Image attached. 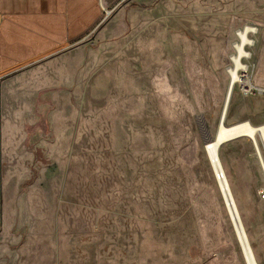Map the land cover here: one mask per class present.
I'll return each mask as SVG.
<instances>
[{"label": "rangeland", "instance_id": "1", "mask_svg": "<svg viewBox=\"0 0 264 264\" xmlns=\"http://www.w3.org/2000/svg\"><path fill=\"white\" fill-rule=\"evenodd\" d=\"M103 3L107 19L2 86L0 264H247L204 146L245 26L264 88V0ZM230 102L224 125H264V97L234 90ZM219 158L264 264L252 143L229 141Z\"/></svg>", "mask_w": 264, "mask_h": 264}, {"label": "crops", "instance_id": "2", "mask_svg": "<svg viewBox=\"0 0 264 264\" xmlns=\"http://www.w3.org/2000/svg\"><path fill=\"white\" fill-rule=\"evenodd\" d=\"M102 17L98 0H0V109L1 89L9 77L69 47L97 27ZM1 127L0 115V232L3 222Z\"/></svg>", "mask_w": 264, "mask_h": 264}, {"label": "bare ground", "instance_id": "3", "mask_svg": "<svg viewBox=\"0 0 264 264\" xmlns=\"http://www.w3.org/2000/svg\"><path fill=\"white\" fill-rule=\"evenodd\" d=\"M230 103H231L230 94L227 91L226 100L223 104L220 120L223 114L225 118ZM257 138L259 139L262 145L263 153H264V125L254 126L249 122H239L233 125L226 126L224 125L223 122L221 123L219 121L214 137L212 139L206 138L205 146H204L206 155L218 177V181L220 183L221 190L224 194L225 201L228 203L229 213L231 215L233 225L236 234L239 238L240 245L242 247V251L247 264H257V263L253 257L247 238L245 236V230L241 224L236 208L234 206L232 195L226 178V174L221 164L219 154H220V148L222 147L220 146L221 143L234 141L238 139H246L252 143L260 167L262 166L264 168V161L261 152L258 148Z\"/></svg>", "mask_w": 264, "mask_h": 264}, {"label": "built area", "instance_id": "4", "mask_svg": "<svg viewBox=\"0 0 264 264\" xmlns=\"http://www.w3.org/2000/svg\"><path fill=\"white\" fill-rule=\"evenodd\" d=\"M98 2L102 10L103 21L109 17L111 12L106 8H102V0H98ZM256 34L257 29L252 26H245L235 32L236 41L232 45L233 53L228 58L230 65L226 69L229 78V94L237 90L244 97H264V88L255 85L248 65L251 59L249 49L253 46V38ZM1 81L2 79L0 78V88ZM262 120L264 122V113ZM261 169L264 175V168L262 166ZM262 198L264 199V194H262Z\"/></svg>", "mask_w": 264, "mask_h": 264}, {"label": "water", "instance_id": "5", "mask_svg": "<svg viewBox=\"0 0 264 264\" xmlns=\"http://www.w3.org/2000/svg\"><path fill=\"white\" fill-rule=\"evenodd\" d=\"M223 118H224V114H223V115H222V117H221V120H220V122H221V123H222V122H223V120H224ZM225 143H227V142H223V143H221V145H220V146H223ZM220 146H219V147H220Z\"/></svg>", "mask_w": 264, "mask_h": 264}]
</instances>
